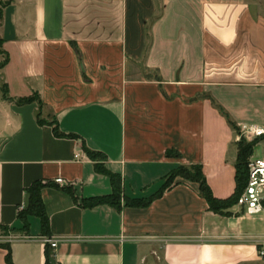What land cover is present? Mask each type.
I'll list each match as a JSON object with an SVG mask.
<instances>
[{
    "label": "crops",
    "instance_id": "0c3cea01",
    "mask_svg": "<svg viewBox=\"0 0 264 264\" xmlns=\"http://www.w3.org/2000/svg\"><path fill=\"white\" fill-rule=\"evenodd\" d=\"M0 38L10 97L0 92V225L22 229L26 190L46 183L48 236L27 216L28 229L8 242L12 264H45L47 247L51 264H264V213L216 214L196 183L176 178L149 205L126 204L155 195L180 165L202 166L214 198L233 195L237 139L217 106L237 125L264 128L260 6L253 14L249 0H10ZM34 92L41 108L16 102ZM256 145L251 156L264 155ZM115 190L117 206L92 205ZM6 254L0 248V264Z\"/></svg>",
    "mask_w": 264,
    "mask_h": 264
},
{
    "label": "trees",
    "instance_id": "16d2710c",
    "mask_svg": "<svg viewBox=\"0 0 264 264\" xmlns=\"http://www.w3.org/2000/svg\"><path fill=\"white\" fill-rule=\"evenodd\" d=\"M10 0H6L4 2L0 1V19L2 17L3 7H5L7 4H9ZM3 40L0 38V54L3 56L2 60H0V67L4 66L8 61V54L6 51L1 49ZM73 48L75 50V53L77 54L78 58L80 59V52L76 45L73 44ZM0 92L2 94V97L5 99H10V97L7 96V86L5 83H0ZM37 102L39 108L43 106V102L40 99L39 95L34 92L29 96L19 97L17 98L16 102L19 104L24 103H30V102ZM217 109L219 112L225 117L227 123L231 126L233 131L235 133H238V125L234 123L232 120H230L228 114L223 110L221 106H217ZM37 122L39 124L43 123H50L53 125V131L55 135L62 136L63 133H61L56 124L55 119L46 120L39 117V113H37ZM256 137L252 140H246L244 137H240L236 142V150H237V157H236V163H235V191L233 195H231L229 198L225 200H219L213 197L211 190L209 186L206 183V179L202 172V166L200 165H191V166H178L173 171L170 172V174L165 179L164 183L162 184L159 191L146 200H130L126 201V204L130 206H147L150 204V202L156 198H158L166 189L170 188V186L174 183L176 178H181L183 180L196 183L199 188V193L205 199L209 209L219 215H229L228 212L229 209L236 206L237 199L241 192L243 191L244 187L246 186L247 182V162L248 159L251 157L253 153L254 146L263 138ZM86 154L93 160L98 161L102 160V154L98 152H93L88 150L87 148H84ZM171 154L170 152H167V155ZM97 171H102L107 173L102 167L98 164L95 165ZM111 176V181L113 184H115V176ZM46 183L41 182H35L33 185H31L27 190V206L19 211L17 218L19 221L23 222V228L22 229H16L15 227H8L4 225H0V231L6 234L9 233H19L26 231L28 229V223H27V216L29 215H36L41 222V228L42 232L45 236H48L47 231V220L44 213L43 203L40 197V190ZM121 194L118 192V190H115L112 194L104 197H96L92 200V205H99V204H109L112 206H117L120 202ZM0 248L5 249L7 251V254L5 256V261L7 264H12L11 262V250L9 244H0ZM48 248V247H47ZM45 250V256H46V262L45 264H51L50 261V253L48 249Z\"/></svg>",
    "mask_w": 264,
    "mask_h": 264
},
{
    "label": "built area",
    "instance_id": "2783aa9c",
    "mask_svg": "<svg viewBox=\"0 0 264 264\" xmlns=\"http://www.w3.org/2000/svg\"><path fill=\"white\" fill-rule=\"evenodd\" d=\"M238 128V133H235L237 140L240 137L252 140L264 136V128L253 123H241L238 124ZM52 183L63 187L69 186L62 178H56ZM236 206L247 216L264 213V155L251 156L248 159L246 186L239 195ZM44 242L52 250L58 243L57 239L51 237H46ZM257 255L261 261H264V240H260L257 244Z\"/></svg>",
    "mask_w": 264,
    "mask_h": 264
},
{
    "label": "rangeland",
    "instance_id": "374dc122",
    "mask_svg": "<svg viewBox=\"0 0 264 264\" xmlns=\"http://www.w3.org/2000/svg\"><path fill=\"white\" fill-rule=\"evenodd\" d=\"M2 2L6 1V0H0ZM250 2V11L254 14L256 13L257 7L260 6L261 9H263V15H264V0H249ZM262 12V11H261ZM3 56L0 55V60H2ZM262 125L264 126V122L262 123ZM260 148L262 149L263 153H264V137L260 140ZM256 151L260 150L258 149V145H256ZM15 233H3L0 231V244H8L9 240L12 239V236H14ZM260 240H264V236L260 238Z\"/></svg>",
    "mask_w": 264,
    "mask_h": 264
}]
</instances>
